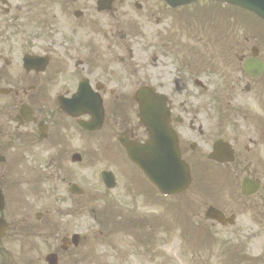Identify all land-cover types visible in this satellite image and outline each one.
Wrapping results in <instances>:
<instances>
[{"label":"flooded vegetation","instance_id":"obj_1","mask_svg":"<svg viewBox=\"0 0 264 264\" xmlns=\"http://www.w3.org/2000/svg\"><path fill=\"white\" fill-rule=\"evenodd\" d=\"M134 1L112 0L110 8L107 1V10L98 6L96 11L99 0H0V42L3 28L10 25L19 38L40 39L49 29L55 33L69 27L80 30L85 22H94L104 45H100L99 37L93 42L95 49L84 44L80 48L81 61L89 67L90 74L101 73L100 79L106 82L116 73L111 61L129 47L135 38L134 31L139 30L150 43L144 45L145 49L156 54L145 59L139 72L136 69L131 82L154 85L165 93L173 127L177 133L191 137L185 151L187 156L193 157L200 150L208 166L219 167V207L227 218H232L233 224L227 226H234L231 233L226 232L223 241L226 243L235 235L251 251V247L260 245L258 239L264 237V93L260 92V88L264 90V74L228 76V58L241 56L246 48L237 41V52L230 56L227 52L228 37L238 32V19L229 20L226 13L217 10L214 15L207 14L211 9L208 7H198V13L191 7L168 14L167 7L160 4L157 13H151L154 7L147 4L150 0H139L140 11L144 13L131 14ZM19 43L17 40L13 49ZM232 64L242 71L239 62ZM5 73L7 68L0 66V77ZM58 75L66 83L65 91L69 95L84 78L80 68L70 66L62 67ZM34 81L35 78L30 79L27 100L39 98ZM231 83H234L232 88L225 87ZM215 84L221 88L211 91ZM55 111V105H47L35 115L50 126ZM3 127L4 114L0 109V136ZM218 140L226 144L220 163L209 158ZM19 141L6 143L0 137V151L5 146L18 147ZM229 153L231 160H227ZM211 171L212 168V177Z\"/></svg>","mask_w":264,"mask_h":264},{"label":"rangeland","instance_id":"obj_2","mask_svg":"<svg viewBox=\"0 0 264 264\" xmlns=\"http://www.w3.org/2000/svg\"><path fill=\"white\" fill-rule=\"evenodd\" d=\"M243 25L244 28H241L243 34L251 35L253 32L252 27L246 22H243ZM260 34H264V30L260 31ZM76 139L78 142L73 144V146L68 149L72 151L75 147L82 145V150L79 152L85 156V162L82 163V165H56L54 168L56 174L52 176L53 180L50 181L51 186L54 187V189L57 191V194L62 198L60 205L62 206L63 210L67 212L81 211L75 216L71 215L70 213L65 215L62 221L67 226V229H81L85 231L86 228H88L87 233H90V235L87 236L88 241H83L81 246L73 253L74 259H79L80 257L82 259L89 253L90 250L93 249L95 253H93L92 258L95 260L98 259L100 264H159L160 262L158 263V260L160 258L163 260L164 264H180L177 260L178 257H180L183 262H186V264H192L185 252L187 251V247L184 245L182 239L177 235V231L174 232L173 237L170 239L169 237L172 235V233L168 235L166 244L162 246L161 243L151 244L147 241L142 243L139 241L137 242L134 240L139 238V236L136 234L131 236L128 233H125L126 235H122L120 233L114 236L112 239L113 250H111V252L108 254H102L103 249H100L101 244H99V242L96 240V237L99 236L96 235V229L98 228L96 222V209L98 206L100 208V206L105 205H103V202L99 201V198L101 196H106L103 198L105 203H107L106 207H108V201L112 203V205L114 199H117V201L120 202L121 199L119 196H123V191L127 190V184L132 181L129 177L133 176V179L138 180V176L133 174L129 175L130 171H133V169L130 168V165L123 164V162L116 164H107L104 161L95 162V150L91 147L94 148V143L96 140H93V138L89 136L80 134L76 137ZM100 148L103 150L102 146H100ZM49 151L51 156L55 153L54 149H50ZM67 152L68 150L63 151L62 156H65ZM34 153L38 155V157L42 158L44 151L36 149L34 150ZM102 167H112L119 172L121 186H119L116 191H105L104 185L99 177L100 169ZM52 170L53 168L51 171ZM134 171L136 170L134 169ZM136 173L138 172L136 171ZM62 177H67L69 179L71 178L78 181L86 188L87 194L78 198L69 197L66 194L65 185L61 182ZM100 188L102 189V193H95L96 189ZM98 201L100 205H98ZM127 208H129V205H127ZM87 210L92 211V215H90ZM206 236L207 235L203 232L202 237ZM144 243H149L151 245L150 251L143 249L144 247H142V244ZM211 249L218 250V245L211 246ZM101 254L103 257H101ZM161 255H163V257H160ZM150 256L153 260H151ZM69 259L70 257L66 255L65 263L73 264ZM85 261L87 262H82V264H92L91 257H87ZM211 263L220 264L213 258H211Z\"/></svg>","mask_w":264,"mask_h":264},{"label":"water","instance_id":"obj_3","mask_svg":"<svg viewBox=\"0 0 264 264\" xmlns=\"http://www.w3.org/2000/svg\"><path fill=\"white\" fill-rule=\"evenodd\" d=\"M233 3L236 4H240V5H247L249 6L250 9L255 10L256 12H258L260 15L264 16V0H251L253 2H255L256 4H258L260 7H262L261 9L255 8L253 5H249L247 3V0H229ZM154 130L153 127H151V136H152V143L154 142V134H153ZM160 142H158L157 144H159ZM125 145L128 147V149H130V144L129 143H125ZM144 147L142 146H138L134 149V151H137L139 153V155H134V157L136 158V160L139 162V164L143 167V169L145 171H147L146 167L149 168L153 173L157 174V168H156V164L157 161L155 158H153V155L151 156H145L144 155ZM153 158V159H152ZM152 159V160H151ZM147 164V165H146Z\"/></svg>","mask_w":264,"mask_h":264}]
</instances>
